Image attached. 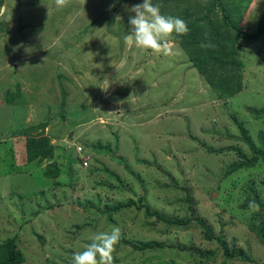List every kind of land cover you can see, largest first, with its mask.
Instances as JSON below:
<instances>
[{
  "label": "rangeland",
  "instance_id": "374dc122",
  "mask_svg": "<svg viewBox=\"0 0 264 264\" xmlns=\"http://www.w3.org/2000/svg\"><path fill=\"white\" fill-rule=\"evenodd\" d=\"M142 2L87 0L57 10L54 0H0V241L16 236L24 264H73L113 227L121 230L115 264L264 260L251 227L264 215L252 202L254 188L264 203V160L237 166L252 157L244 137L264 146V112L254 111L264 108V22L256 40L237 36L242 64L231 75L241 87L218 98L178 41L172 56L126 41L130 9ZM152 2L164 15L184 4ZM222 8L246 34L264 21V0H225ZM43 121L56 145L55 178L44 175L51 159L26 161L21 129ZM128 199L134 204L108 211ZM146 205L168 218L193 216L220 241L195 219L171 225L147 216ZM132 241L163 247L139 251ZM222 243L245 257L228 255Z\"/></svg>",
  "mask_w": 264,
  "mask_h": 264
},
{
  "label": "trees",
  "instance_id": "16d2710c",
  "mask_svg": "<svg viewBox=\"0 0 264 264\" xmlns=\"http://www.w3.org/2000/svg\"><path fill=\"white\" fill-rule=\"evenodd\" d=\"M183 1L184 4L182 7H176V10L173 9V11H168L166 16L179 17L183 19L188 25L189 33L185 36L175 37L173 40L178 41L183 50H185L188 58L185 60V63L192 66V68H196L197 71H200V74H203L205 77L204 81L215 91L218 98L232 97L241 87L239 78H236L233 74L231 75V71H233L235 67H240L242 64L241 60L237 59V51L235 48L237 36L240 35L241 38L249 41L256 40L260 34L264 32V28L263 32L261 30L262 22L264 21L260 20L257 30L254 33L246 34L241 28L236 26L235 22L231 21L228 16V11L222 8L223 1L225 0H205L204 2L201 0ZM216 10L220 12H218L219 17H217V14L215 13ZM202 43H210L212 47L202 48ZM58 82L61 85V80H58ZM62 94L63 98L67 94L63 87ZM19 96V91L16 93H10L6 96L5 101L7 103H14L18 100ZM254 111L261 113L264 112V108L256 109ZM45 127L46 123L43 121L21 129L22 136H25L23 141L26 152V161H36L40 163L44 159H51L52 161L47 165L44 175L48 178H55L59 174V168L56 161L53 160L56 145L52 144L50 142V138L43 133ZM244 139H246L252 147V157L243 158L237 166L252 165L254 161L259 158V155H261L264 160V146L261 148H255L248 136L244 137ZM98 144L99 143L96 145L95 143L86 144V147L89 146L90 148H97ZM237 151L241 154L239 150ZM252 191L254 193L252 201L253 204L264 206V203H261L257 198L254 188H252ZM133 204L134 201L132 199H128L123 203H117L111 206V208L109 207L108 211H117ZM246 205L247 204H245V206ZM140 207V205H136L138 210L141 209ZM145 214L147 216H155L157 219L171 225H187L195 219L198 224L205 227L204 236L207 239L210 240L216 238L220 241V237H214V235L210 232V228L207 227L201 220L196 219L193 216L181 220L168 218L159 211H151L147 205L145 207ZM251 227L264 243V215L260 217L256 226ZM131 244L132 248L139 251L163 247V244L157 241L148 243H137L132 241ZM222 245L224 247V252L228 255L235 256L240 254L235 250L230 252L223 243ZM240 255L243 256L242 254ZM24 262L25 257L22 250L18 246L16 236H9L0 241V264H24ZM258 264H264V260Z\"/></svg>",
  "mask_w": 264,
  "mask_h": 264
},
{
  "label": "clouds",
  "instance_id": "9594fccd",
  "mask_svg": "<svg viewBox=\"0 0 264 264\" xmlns=\"http://www.w3.org/2000/svg\"><path fill=\"white\" fill-rule=\"evenodd\" d=\"M73 2L84 7L87 0H54L57 10H63ZM130 11L135 15L129 17L130 34L125 37L126 41L155 55H175L170 42L189 33L183 19L162 14L159 5H154L152 0H143L132 6ZM201 47L210 48L212 45L202 43ZM120 236L119 227H113L110 232L97 233L83 251L74 254L73 264H115V246Z\"/></svg>",
  "mask_w": 264,
  "mask_h": 264
},
{
  "label": "built area",
  "instance_id": "2783aa9c",
  "mask_svg": "<svg viewBox=\"0 0 264 264\" xmlns=\"http://www.w3.org/2000/svg\"><path fill=\"white\" fill-rule=\"evenodd\" d=\"M81 149H82V147H81V146H78V150L81 151ZM76 150H77V149H76ZM79 151H78V152H79Z\"/></svg>",
  "mask_w": 264,
  "mask_h": 264
}]
</instances>
